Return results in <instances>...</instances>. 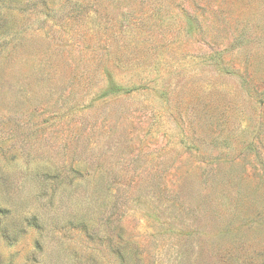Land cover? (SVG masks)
Instances as JSON below:
<instances>
[{"label": "rangeland", "instance_id": "374dc122", "mask_svg": "<svg viewBox=\"0 0 264 264\" xmlns=\"http://www.w3.org/2000/svg\"><path fill=\"white\" fill-rule=\"evenodd\" d=\"M0 264H264V0H0Z\"/></svg>", "mask_w": 264, "mask_h": 264}]
</instances>
